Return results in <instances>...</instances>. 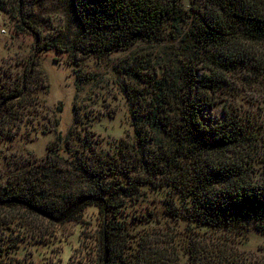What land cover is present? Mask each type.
<instances>
[{"label":"trees","instance_id":"obj_1","mask_svg":"<svg viewBox=\"0 0 264 264\" xmlns=\"http://www.w3.org/2000/svg\"><path fill=\"white\" fill-rule=\"evenodd\" d=\"M44 1L0 0V9L17 20L16 32L34 36L37 53L54 50L77 62L158 41H176V51L163 60L132 51L123 62L120 73L131 80L123 89L134 130L125 152L118 147L113 155L103 156L94 139L77 135V148L68 141L65 149L76 179L65 176L64 156L47 155L43 165L31 167L24 177L0 183V207L54 226L76 221L85 209L95 207L102 217L95 264L169 263L165 252L157 257L146 253V237L136 232L156 214L132 218L129 212L147 188L168 187L166 217L197 230L233 237L246 235L252 227L264 231V181L253 176L244 153L255 134L232 116L207 124L200 114L213 105L227 73L252 60L246 46L264 43V0H66L73 34L65 38V32L61 37L58 32L52 39L41 30L40 21L46 18L33 14ZM31 64L35 71L37 63ZM39 73L38 84L28 83L29 72L22 85H0V128L22 122L27 106L37 105L33 88L48 87ZM74 113L77 121V108ZM16 240L22 243L25 238ZM0 241V247L6 246V239ZM185 246L187 264H238L222 248L221 257L207 259L210 254L197 237Z\"/></svg>","mask_w":264,"mask_h":264},{"label":"rangeland","instance_id":"obj_2","mask_svg":"<svg viewBox=\"0 0 264 264\" xmlns=\"http://www.w3.org/2000/svg\"><path fill=\"white\" fill-rule=\"evenodd\" d=\"M66 7V0H45L32 11L34 15L46 18V21H40L44 36L52 39L58 32L59 37L65 32V38H69L73 34ZM16 24L17 20L8 10L0 9V85L4 82L10 87L22 85L24 74L29 72L32 78L27 82L38 84L40 71L48 87L33 88L38 103L27 106L22 122L13 121L0 128V183L24 177L31 167L43 165L47 155L51 158L64 156L65 176L76 179L72 176L75 171L70 164L72 160L65 149L68 141L77 148L80 142L75 139L77 135L94 139L91 141L98 143L96 150L103 156L113 155L118 147L125 152L134 130L131 104L123 89L126 84L131 85V80L120 73L121 66L131 58L132 51L163 60L173 49L176 51V41H158L157 45L139 42L131 51L112 53L104 58L91 56L76 62L69 55L54 50L37 53L34 36L17 33ZM246 47L252 60L227 73L221 89L213 95V105L200 114L207 124H217L226 116H232L247 133L255 134L253 144L247 143L251 146L244 153L253 176L264 181V43ZM32 62L37 63L35 71ZM141 70L147 72L144 68ZM160 70L157 67L156 74H160ZM201 73L199 70L198 74ZM139 85L144 88L142 82ZM71 134L73 138H70ZM168 189L147 188L143 199L129 211L132 218L144 215L148 219L147 214H156L155 220L142 222L136 231L146 237V253L157 257L165 252L170 258L166 264H187L188 248L185 245L192 237H197L203 244L204 253L210 254L207 259L221 257L219 250L222 248L236 257L238 264H264V231L252 227L246 235L233 237L224 232L197 230L187 223L171 220L164 211L165 201L170 198L166 195ZM11 211L0 207V238L7 240L6 246L0 247V264H95L102 228V217L95 207H88L78 220L62 226L50 225L39 218L22 219L17 210ZM227 235L230 236L228 240L225 239ZM18 237L25 241L19 243ZM15 242L13 248L8 247ZM3 244L0 241V245Z\"/></svg>","mask_w":264,"mask_h":264}]
</instances>
